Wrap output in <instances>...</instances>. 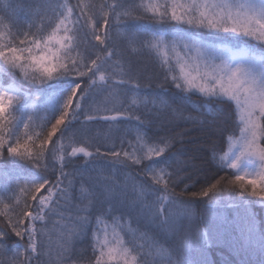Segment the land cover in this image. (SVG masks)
Segmentation results:
<instances>
[{
  "label": "snow or ice",
  "instance_id": "obj_1",
  "mask_svg": "<svg viewBox=\"0 0 264 264\" xmlns=\"http://www.w3.org/2000/svg\"><path fill=\"white\" fill-rule=\"evenodd\" d=\"M22 7L0 15V165L27 170L0 173V264H210L192 205L233 201L264 264L250 211L264 207V0H36L21 19ZM193 92L214 107L186 114ZM189 122L228 133L227 150L207 145L223 175L184 158Z\"/></svg>",
  "mask_w": 264,
  "mask_h": 264
},
{
  "label": "trees",
  "instance_id": "obj_2",
  "mask_svg": "<svg viewBox=\"0 0 264 264\" xmlns=\"http://www.w3.org/2000/svg\"><path fill=\"white\" fill-rule=\"evenodd\" d=\"M10 2L13 5L19 4L23 7L18 11L17 15L22 19L24 15V8H27L29 5H35L36 0H0V15L3 14L4 4ZM73 3H76L77 0H72ZM97 3L102 2V0H96ZM110 2V0H108ZM227 43V41H226ZM138 69L142 74L147 75L154 71V66L148 60L147 57H144L142 61L137 65ZM5 82H8V77H3ZM171 94L176 97H181L182 94L179 90L172 88ZM103 100V97H101ZM179 100L177 103L179 104ZM198 105H205V99L196 92L190 94L189 100L187 102V112H191L193 115L197 113L194 111L195 107ZM214 107V105H205V108ZM232 109V117L227 122V126L231 128L233 124H239L238 115L235 111V105L230 104ZM205 119H211V116L205 114ZM181 129H188L186 142L183 145L184 158L191 157L193 162L201 164L206 173V178L211 181L216 177L223 175L224 173L217 170V167L209 161V153L207 151V145L210 141L216 142V144L221 147L223 150H227V132L221 135L217 133L215 135L209 136L205 128H201L197 124L193 123H181L179 125ZM236 135H239L237 129ZM180 146L177 145V148ZM81 156L79 159L75 160L76 164H79L83 161ZM10 172L14 178L17 174L27 175L26 169H21L17 165H14L11 159L5 160L2 165H0V173ZM187 183V181H185ZM201 183H198L194 188H190L189 191H197ZM5 184V177L0 174V193L3 192ZM184 187V184L181 183L176 187V191L179 192ZM239 200V198H236ZM231 205V206H229ZM192 211L194 213L192 219V227H199L201 229L207 230L213 238V242L210 247L207 248L206 254L207 259L210 261V264H259L260 256L259 254H254L250 249L246 248L244 241L241 236L240 228L243 226L245 209L239 204L233 202H228L218 207H212L204 204L203 202H197L192 205ZM250 211L255 214L256 220L259 222L261 227H264V207L259 206L258 204H252ZM201 216L204 217V221L200 222ZM55 219V217H53ZM185 224H188V221H185ZM91 229H89V232ZM49 239V238H46ZM16 240L13 237L9 241V245ZM58 242V235L55 230L52 231L50 236V243L53 248L56 247ZM85 245H90V240L84 241L82 244H78V247H83ZM85 258L95 259L91 255V247H88L87 252L85 253ZM188 258L193 261H199L201 253L198 249L190 248L188 250Z\"/></svg>",
  "mask_w": 264,
  "mask_h": 264
}]
</instances>
